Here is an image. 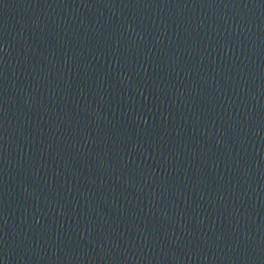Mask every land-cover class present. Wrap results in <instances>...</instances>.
<instances>
[{
	"label": "water",
	"instance_id": "water-1",
	"mask_svg": "<svg viewBox=\"0 0 264 264\" xmlns=\"http://www.w3.org/2000/svg\"><path fill=\"white\" fill-rule=\"evenodd\" d=\"M0 264H264V192L63 0H0Z\"/></svg>",
	"mask_w": 264,
	"mask_h": 264
}]
</instances>
